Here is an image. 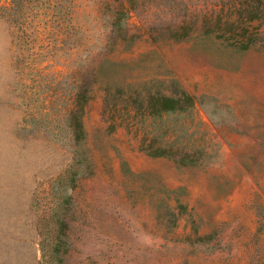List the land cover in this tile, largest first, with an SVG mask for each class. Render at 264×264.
Here are the masks:
<instances>
[{
    "label": "rangeland",
    "instance_id": "374dc122",
    "mask_svg": "<svg viewBox=\"0 0 264 264\" xmlns=\"http://www.w3.org/2000/svg\"><path fill=\"white\" fill-rule=\"evenodd\" d=\"M0 264H264V0H0Z\"/></svg>",
    "mask_w": 264,
    "mask_h": 264
},
{
    "label": "trees",
    "instance_id": "16d2710c",
    "mask_svg": "<svg viewBox=\"0 0 264 264\" xmlns=\"http://www.w3.org/2000/svg\"><path fill=\"white\" fill-rule=\"evenodd\" d=\"M193 99L191 96L184 94L181 97H172V96H165V95H161V96H156V98H154L152 103L148 104V109L151 112H156L157 110L160 111H173V110H177V109H182L185 106H191L193 104ZM158 105V108H157ZM75 111L78 110V108H74ZM74 128L75 130L79 132H81V124H80V120L78 118V120L75 121L74 123Z\"/></svg>",
    "mask_w": 264,
    "mask_h": 264
}]
</instances>
